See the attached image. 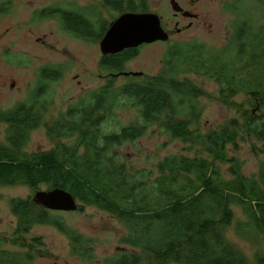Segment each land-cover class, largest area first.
Returning <instances> with one entry per match:
<instances>
[{"label": "trees", "instance_id": "obj_1", "mask_svg": "<svg viewBox=\"0 0 264 264\" xmlns=\"http://www.w3.org/2000/svg\"><path fill=\"white\" fill-rule=\"evenodd\" d=\"M138 1L126 0V11L146 12L145 1ZM109 2L120 9L123 0ZM9 9L0 0V14ZM103 35L91 39L97 42ZM234 36L238 45L231 41L223 51L195 41L169 46L158 75L143 74L123 85H117V79L139 48L105 56L101 69L109 74L106 83L44 125L47 137L56 142L49 151L24 152L31 132L44 124L35 102L0 112V123L7 126L6 146L0 145V187L35 191L48 185L69 192L80 204L79 212L95 207L119 220L126 229L122 244L132 252H120L103 264H249L227 242L226 232L238 208L245 221L238 222L236 234L248 239L264 235V162L256 179L247 178L242 161L228 148L238 151L246 140L264 144V34ZM42 72L51 81L62 74L55 69L45 76ZM189 76L216 83L222 100L245 94L252 109L261 105L256 114L262 115L246 111L242 121L233 119L216 131L203 132L199 100L204 93ZM123 107L138 112V123L105 131L108 116ZM151 127L206 158L166 157L155 172L126 165L117 150L143 138ZM10 208L17 219L13 240L23 243L33 227L51 226L67 236L73 255L95 260L89 240L53 212L31 199L12 200ZM32 242L42 245L37 238ZM6 244L0 239V264H21L18 256L4 250ZM257 264H264V258Z\"/></svg>", "mask_w": 264, "mask_h": 264}, {"label": "rangeland", "instance_id": "obj_2", "mask_svg": "<svg viewBox=\"0 0 264 264\" xmlns=\"http://www.w3.org/2000/svg\"><path fill=\"white\" fill-rule=\"evenodd\" d=\"M136 3H140L135 0ZM146 12L154 13L163 19L164 26L173 35L167 43L143 45L134 60L126 65L127 73H142L156 76L163 70L162 58L169 46L195 41L209 49L223 51L231 44L232 35V0H174L180 7L198 15L197 22L187 28L190 20L180 17L175 19L172 10L173 0H144ZM10 3V9L0 14V112L14 109L22 103H36L43 114L44 124L31 132L29 143L24 152L27 154L49 151L56 142H52L46 133L45 124H51L75 105L88 92L102 87L107 75L101 69L102 54L100 41L85 42L65 34L57 20L39 19L33 16L37 9L49 6L73 8L91 5L98 18L96 30L112 23L118 14L109 13L101 0H1ZM143 2V1H142ZM103 7V9H101ZM244 19L254 21L264 27V8L259 2L247 1L243 6ZM240 12V11H239ZM136 13H142L136 12ZM251 15V16H250ZM184 32L176 34L175 22ZM250 21V22H251ZM96 37L101 32L95 33ZM232 47V45H231ZM233 49V47H232ZM46 66L62 71L57 81L46 80L41 70ZM203 91L199 100L202 109L201 126L203 132L216 131L229 121H242V115L249 111L248 97L238 94L235 98L222 100L219 86L205 78L189 76ZM137 77H119L117 85L126 84ZM36 96V97H35ZM261 116L262 113L256 114ZM139 116L135 109L118 108L107 118L102 128L107 131H119L120 128L138 123ZM7 126L0 123V145L6 146ZM118 153L126 165L134 169H146L155 172L157 164L166 157L186 156L189 158L205 155L196 149H189L180 142L170 140L158 127H151L145 136L134 143L120 147ZM231 156L243 163V174L247 178H257L260 166L264 162V144L246 140L240 143L239 150L228 148ZM53 190L42 185L35 191L26 186L0 187V239L6 240L4 250L15 254L21 264H103L116 254L132 249L122 244L126 236L125 226L112 215L95 207H85L83 211L56 213L52 216L61 218L64 223L85 240H89L94 249L95 260L85 261L72 254L70 240L58 229L51 226H35L25 236V242L13 240L17 219L12 215V200L27 201L37 191ZM80 205V204H79ZM236 220L227 230V242L233 245L247 259L249 264H257L264 258V235L242 238L236 234L240 220H244L238 208ZM40 239L42 245L34 246L32 240Z\"/></svg>", "mask_w": 264, "mask_h": 264}, {"label": "water", "instance_id": "obj_3", "mask_svg": "<svg viewBox=\"0 0 264 264\" xmlns=\"http://www.w3.org/2000/svg\"><path fill=\"white\" fill-rule=\"evenodd\" d=\"M175 14L183 12L176 1H171ZM189 15V13H187ZM169 34L164 31L161 19L154 13H125L111 23L100 42L102 56L117 55L125 50L137 49L143 45L169 41ZM142 73H122L123 77H140ZM32 201L41 208L52 211L71 213L79 209L77 200L67 191L53 189L37 191Z\"/></svg>", "mask_w": 264, "mask_h": 264}, {"label": "flooded vegetation", "instance_id": "obj_4", "mask_svg": "<svg viewBox=\"0 0 264 264\" xmlns=\"http://www.w3.org/2000/svg\"><path fill=\"white\" fill-rule=\"evenodd\" d=\"M111 0H101V6L103 5L104 8L110 13L111 10L114 11L115 13L118 14L117 19L125 13H136V12H129L126 11L127 7H126V0H123L122 5H120V9H113L110 6V2ZM112 1H118L120 2V0H112ZM233 1V14H232V35H231V41H233V46H237V36H234L236 33L241 32L243 35L248 34L249 32H257L258 35L260 34H264V27H260L261 25L256 24L254 21H249L247 19H244L243 16H245L244 11H243V6L247 4L248 0H232ZM252 1L255 2H259L263 8H264V0H249V2L252 3ZM8 4V8H10V3H6ZM91 5H86V6H75L73 8H65V7H58V6H49V7H44L41 9H37L34 11L33 16L35 18H39V19H53V20H57L59 22V24L61 25V30L62 32H64L65 34L75 38L76 40L82 41L83 43L85 42H92L93 40L91 38H93V36L95 35V33L101 32V34L107 32V30L109 29L111 23H106L105 26H101L99 30H96V25L98 24V18L96 17V15L93 13V9L90 8ZM182 8V7H181ZM101 9H103V7H101ZM183 9V12H179L177 14H174L175 19H179L180 17H183L184 19L190 20L189 25L187 26V28L192 27L193 22H197L199 19V16L190 12L187 9ZM240 11V12H239ZM8 11H6L7 13ZM187 13H189V15H187ZM251 16V15H250ZM160 17V16H159ZM161 19V25L162 28L164 29L165 32H167L169 34V37L171 35H173V33L164 26L163 23V19L160 17ZM116 20V18H115ZM179 21L175 22V28H176V34L177 35H181L184 31L179 29ZM103 35V36H104ZM171 38V37H170ZM169 38V41H170ZM168 41V42H169ZM161 43V42H158ZM167 43V42H165ZM157 44V43H155ZM104 58V56H102V59ZM49 69H55V70H59L61 73V70L58 68H52L50 66H46L45 68L42 69V74L43 76L47 75V70ZM45 71V72H44ZM109 74L107 73V75L105 76L108 77ZM107 80V79H106ZM261 109V105L258 103L257 105V110L253 109V114H256L258 110ZM32 200V199H31ZM45 210V209H44ZM52 212V211H50ZM56 213H62V212H56Z\"/></svg>", "mask_w": 264, "mask_h": 264}, {"label": "bare ground", "instance_id": "obj_5", "mask_svg": "<svg viewBox=\"0 0 264 264\" xmlns=\"http://www.w3.org/2000/svg\"><path fill=\"white\" fill-rule=\"evenodd\" d=\"M87 98V97H86Z\"/></svg>", "mask_w": 264, "mask_h": 264}]
</instances>
